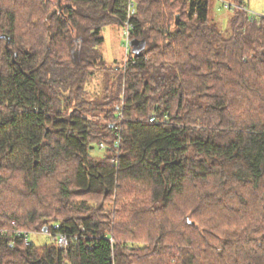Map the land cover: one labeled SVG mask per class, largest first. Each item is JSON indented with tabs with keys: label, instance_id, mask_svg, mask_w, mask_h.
Segmentation results:
<instances>
[{
	"label": "trees",
	"instance_id": "obj_1",
	"mask_svg": "<svg viewBox=\"0 0 264 264\" xmlns=\"http://www.w3.org/2000/svg\"><path fill=\"white\" fill-rule=\"evenodd\" d=\"M219 1L0 0V264H264V16Z\"/></svg>",
	"mask_w": 264,
	"mask_h": 264
},
{
	"label": "rangeland",
	"instance_id": "obj_2",
	"mask_svg": "<svg viewBox=\"0 0 264 264\" xmlns=\"http://www.w3.org/2000/svg\"><path fill=\"white\" fill-rule=\"evenodd\" d=\"M48 1H50L53 4H56V2L57 3L65 2V0H48ZM243 1L246 5V8L250 12L256 15L264 16V0H243ZM209 15L210 17L215 16L217 20L219 21L220 27L222 29H225L228 25V17L230 15V9L223 7L222 3L219 0H210ZM20 24L22 25L23 22H20ZM23 26H25V30H26L27 25L24 23ZM15 34H23V33L22 31L17 30ZM102 35L104 37V40L101 44V49L103 51V55L106 61L109 64L121 65L122 62L126 61L125 60L126 56L128 55L129 51L132 49V47L137 45L136 43L132 45L128 43L127 45H125L126 39L124 36H122L121 30L117 26H112V25L104 26L102 29ZM0 45H1V42H0ZM95 82H97V80ZM93 153L96 154L97 156H100L104 153V150L96 148L93 150ZM202 220L204 221V227L208 228L207 227L208 218H202ZM210 220L211 221L213 220L212 222H219L218 225H221L222 223L225 222V218L215 219V216L213 218L211 217ZM150 224H151V221L148 223V226H150ZM29 240L35 243L36 245H40L46 242H50L49 241L50 235L45 232L32 231L29 233Z\"/></svg>",
	"mask_w": 264,
	"mask_h": 264
},
{
	"label": "built area",
	"instance_id": "obj_3",
	"mask_svg": "<svg viewBox=\"0 0 264 264\" xmlns=\"http://www.w3.org/2000/svg\"><path fill=\"white\" fill-rule=\"evenodd\" d=\"M133 7H134V3H133L132 1H130V2H129V6H128L129 10H131ZM224 7H228V4L225 3V4H224ZM129 26H130V24H129V22L127 21V22H126V26H125V27L123 28V30H122L123 36H124L125 39H126V40H125V45L128 44ZM150 121H153V118H152V117L150 118ZM58 228H59V226L56 224V225H55V229H58ZM17 232H18V231H17ZM18 233H22V234H24L26 237H27V235L29 234L28 231H19ZM56 242H57V245H58L59 247L63 248V249H66L67 246H68V239H67V236H66L63 232H59V231L56 232Z\"/></svg>",
	"mask_w": 264,
	"mask_h": 264
},
{
	"label": "water",
	"instance_id": "obj_4",
	"mask_svg": "<svg viewBox=\"0 0 264 264\" xmlns=\"http://www.w3.org/2000/svg\"><path fill=\"white\" fill-rule=\"evenodd\" d=\"M0 37L5 38V44H6V46H8L9 37L6 34H1ZM43 230L46 231V228H44Z\"/></svg>",
	"mask_w": 264,
	"mask_h": 264
},
{
	"label": "crops",
	"instance_id": "obj_5",
	"mask_svg": "<svg viewBox=\"0 0 264 264\" xmlns=\"http://www.w3.org/2000/svg\"><path fill=\"white\" fill-rule=\"evenodd\" d=\"M121 34H122V36H123L122 30H121Z\"/></svg>",
	"mask_w": 264,
	"mask_h": 264
}]
</instances>
